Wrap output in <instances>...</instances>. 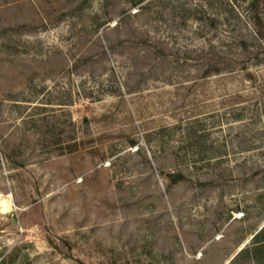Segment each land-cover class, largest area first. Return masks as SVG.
Listing matches in <instances>:
<instances>
[{
    "label": "rangeland",
    "instance_id": "374dc122",
    "mask_svg": "<svg viewBox=\"0 0 264 264\" xmlns=\"http://www.w3.org/2000/svg\"><path fill=\"white\" fill-rule=\"evenodd\" d=\"M208 3L0 0V264H264V47Z\"/></svg>",
    "mask_w": 264,
    "mask_h": 264
},
{
    "label": "trees",
    "instance_id": "16d2710c",
    "mask_svg": "<svg viewBox=\"0 0 264 264\" xmlns=\"http://www.w3.org/2000/svg\"><path fill=\"white\" fill-rule=\"evenodd\" d=\"M232 0H209V7L212 11L206 9H195L194 17L199 19L208 27H217L219 23H222L224 19L221 18L223 12L226 13V18H230V15L235 14V7L232 5ZM262 0H248L247 9L248 18L252 21V25L249 26L246 33L240 39L241 43L245 48H249L248 43H252L255 40L259 47H264V6H261ZM231 13V14H230ZM237 14V13H236ZM239 15V14H237ZM264 61V58L261 59ZM173 179L176 180L177 175H172ZM258 232L255 237L258 236Z\"/></svg>",
    "mask_w": 264,
    "mask_h": 264
},
{
    "label": "bare ground",
    "instance_id": "6f19581e",
    "mask_svg": "<svg viewBox=\"0 0 264 264\" xmlns=\"http://www.w3.org/2000/svg\"><path fill=\"white\" fill-rule=\"evenodd\" d=\"M0 204L4 211H9L13 206L12 202L8 201L6 198H1V197H0Z\"/></svg>",
    "mask_w": 264,
    "mask_h": 264
},
{
    "label": "water",
    "instance_id": "95a60500",
    "mask_svg": "<svg viewBox=\"0 0 264 264\" xmlns=\"http://www.w3.org/2000/svg\"><path fill=\"white\" fill-rule=\"evenodd\" d=\"M12 219L14 222H16V217L15 216H12Z\"/></svg>",
    "mask_w": 264,
    "mask_h": 264
},
{
    "label": "crops",
    "instance_id": "0c3cea01",
    "mask_svg": "<svg viewBox=\"0 0 264 264\" xmlns=\"http://www.w3.org/2000/svg\"><path fill=\"white\" fill-rule=\"evenodd\" d=\"M240 250H241V248H240Z\"/></svg>",
    "mask_w": 264,
    "mask_h": 264
}]
</instances>
